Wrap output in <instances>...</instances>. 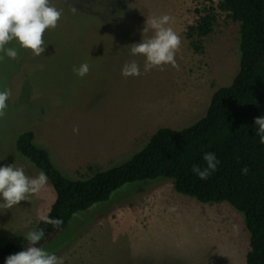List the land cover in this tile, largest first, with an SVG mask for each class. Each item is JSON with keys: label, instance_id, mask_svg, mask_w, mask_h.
Listing matches in <instances>:
<instances>
[{"label": "rangeland", "instance_id": "374dc122", "mask_svg": "<svg viewBox=\"0 0 264 264\" xmlns=\"http://www.w3.org/2000/svg\"><path fill=\"white\" fill-rule=\"evenodd\" d=\"M217 4L0 0V245L30 237L55 197L16 150L19 132L31 129L64 175L87 178L127 160L159 127L205 113L239 67V22ZM204 6L214 22L195 49L185 30ZM248 249L240 211L157 177L74 213L20 264H246Z\"/></svg>", "mask_w": 264, "mask_h": 264}, {"label": "trees", "instance_id": "16d2710c", "mask_svg": "<svg viewBox=\"0 0 264 264\" xmlns=\"http://www.w3.org/2000/svg\"><path fill=\"white\" fill-rule=\"evenodd\" d=\"M218 9L239 22V67L228 85L211 95L205 113L181 128L159 127L124 162L87 178L64 175L34 132H19L14 146L52 184L55 197L30 237L0 245V264H20L62 233L71 218L108 199L121 185L157 177L202 202L226 201L243 214L249 233L246 264H264V0H218ZM188 38L211 31L214 8L196 9Z\"/></svg>", "mask_w": 264, "mask_h": 264}, {"label": "crops", "instance_id": "0c3cea01", "mask_svg": "<svg viewBox=\"0 0 264 264\" xmlns=\"http://www.w3.org/2000/svg\"><path fill=\"white\" fill-rule=\"evenodd\" d=\"M20 219L23 220L22 218H19V221H20Z\"/></svg>", "mask_w": 264, "mask_h": 264}]
</instances>
